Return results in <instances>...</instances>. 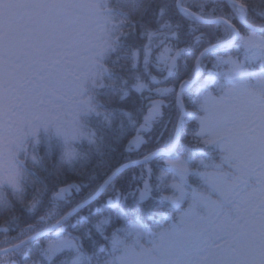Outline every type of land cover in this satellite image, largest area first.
I'll return each mask as SVG.
<instances>
[{
    "label": "snow or ice",
    "instance_id": "snow-or-ice-1",
    "mask_svg": "<svg viewBox=\"0 0 264 264\" xmlns=\"http://www.w3.org/2000/svg\"><path fill=\"white\" fill-rule=\"evenodd\" d=\"M0 264H264V0H0Z\"/></svg>",
    "mask_w": 264,
    "mask_h": 264
},
{
    "label": "trees",
    "instance_id": "trees-1",
    "mask_svg": "<svg viewBox=\"0 0 264 264\" xmlns=\"http://www.w3.org/2000/svg\"><path fill=\"white\" fill-rule=\"evenodd\" d=\"M191 123H189L188 125V129L187 130H191ZM184 143H186V141H184ZM44 145H40V148H39V151H40V154H44ZM154 169V175L152 177V182L155 183L156 182V176L158 175V168H159V162L154 160L152 162V165H151ZM141 168H142V165H135V166H131L129 167L128 169L125 170V175L127 177L130 178V184L132 186H135L136 183L140 182V176H139V173L141 171ZM135 173L136 176L133 178L132 177V174ZM167 179V178H166ZM131 202V199L129 201V203ZM157 219L160 218V212H157V216H156Z\"/></svg>",
    "mask_w": 264,
    "mask_h": 264
}]
</instances>
